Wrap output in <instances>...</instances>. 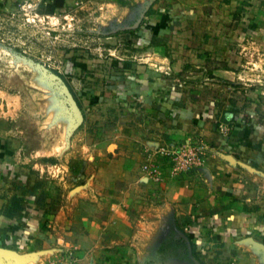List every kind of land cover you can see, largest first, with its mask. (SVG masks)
Wrapping results in <instances>:
<instances>
[{
  "label": "crops",
  "instance_id": "crops-1",
  "mask_svg": "<svg viewBox=\"0 0 264 264\" xmlns=\"http://www.w3.org/2000/svg\"><path fill=\"white\" fill-rule=\"evenodd\" d=\"M15 1L51 15L72 0ZM115 1L137 28L143 59L131 71L148 61L177 73L206 69L227 41L264 38V0ZM229 60L211 78L236 80ZM146 98L135 99L141 111L122 131L105 128L113 143L90 146L81 168L30 161L0 132V264H49L66 247L77 264H264V122L241 100L212 113L181 93ZM184 142L203 144L204 162L169 177L157 150Z\"/></svg>",
  "mask_w": 264,
  "mask_h": 264
},
{
  "label": "rangeland",
  "instance_id": "rangeland-1",
  "mask_svg": "<svg viewBox=\"0 0 264 264\" xmlns=\"http://www.w3.org/2000/svg\"><path fill=\"white\" fill-rule=\"evenodd\" d=\"M97 1L72 0L51 15L25 1L0 3V132L16 138L24 158L54 164L68 159L81 168L90 146L113 143L105 128L122 131L134 121L131 113L138 116L142 105L135 99L165 94L205 101L212 113L241 100L244 113L264 122V38L227 41L206 65L197 62L206 69L193 64L177 73L147 60L146 71H131L128 63L143 59L137 28L123 22L115 0L109 9ZM227 58L239 72L236 80L211 78V69Z\"/></svg>",
  "mask_w": 264,
  "mask_h": 264
},
{
  "label": "built area",
  "instance_id": "built-area-1",
  "mask_svg": "<svg viewBox=\"0 0 264 264\" xmlns=\"http://www.w3.org/2000/svg\"><path fill=\"white\" fill-rule=\"evenodd\" d=\"M157 153L162 157L169 159V177H179L188 174L189 171L201 166L204 162V149L202 146L193 145L190 142L184 143L182 146L176 144L161 145ZM144 170L156 180L162 179L161 168L158 165L144 166ZM75 247H66L59 250L58 256L49 261V264H77Z\"/></svg>",
  "mask_w": 264,
  "mask_h": 264
}]
</instances>
